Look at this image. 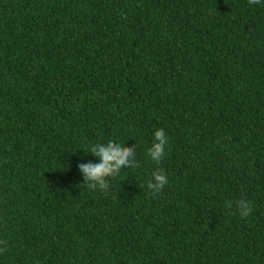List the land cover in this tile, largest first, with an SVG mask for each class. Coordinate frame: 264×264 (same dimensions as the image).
Here are the masks:
<instances>
[{
    "label": "trees",
    "instance_id": "1",
    "mask_svg": "<svg viewBox=\"0 0 264 264\" xmlns=\"http://www.w3.org/2000/svg\"><path fill=\"white\" fill-rule=\"evenodd\" d=\"M0 264H264V3L0 0Z\"/></svg>",
    "mask_w": 264,
    "mask_h": 264
},
{
    "label": "clouds",
    "instance_id": "2",
    "mask_svg": "<svg viewBox=\"0 0 264 264\" xmlns=\"http://www.w3.org/2000/svg\"><path fill=\"white\" fill-rule=\"evenodd\" d=\"M251 3H264V0H250ZM152 143L147 148L148 157L156 163H159L164 157L166 145L168 142L167 134L163 128L157 127L152 132ZM88 153H91L96 159L77 164L82 181L89 187L103 189L107 186V177L113 176L122 166H137L138 162L130 163L129 157L134 156V146H126L123 141L109 139L105 142H97L91 145ZM168 178L164 171L154 170L151 173V180L148 182V188L157 192L167 184ZM239 214L247 216L251 210L250 202L247 200L237 201Z\"/></svg>",
    "mask_w": 264,
    "mask_h": 264
}]
</instances>
